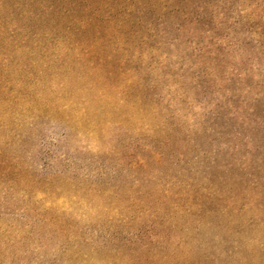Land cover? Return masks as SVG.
<instances>
[{"label": "rangeland", "instance_id": "obj_1", "mask_svg": "<svg viewBox=\"0 0 264 264\" xmlns=\"http://www.w3.org/2000/svg\"><path fill=\"white\" fill-rule=\"evenodd\" d=\"M141 2L0 4V264H264V0Z\"/></svg>", "mask_w": 264, "mask_h": 264}, {"label": "trees", "instance_id": "obj_2", "mask_svg": "<svg viewBox=\"0 0 264 264\" xmlns=\"http://www.w3.org/2000/svg\"><path fill=\"white\" fill-rule=\"evenodd\" d=\"M141 1V4L155 5V7L158 9V12L160 11V14L161 11L162 13H166L169 9H173V11L175 12V10L179 7L173 6V8H171L170 6H166L168 0H156L157 3H153L151 0ZM136 2L137 0H0L1 6L4 8H8L13 14H15L19 8H23L24 6L26 8H29L32 7L34 4H37L38 10H35L34 12H32V10H29V13H32V17L37 18L40 22H42V24L46 23L47 25H51L50 23L55 15L69 16L71 14L78 13L80 10H90L92 19H77L78 27L80 29L89 28L90 25L92 26L93 23L99 22L100 20V17L98 15L99 12L97 13L95 11H91V3L99 4L97 10L103 8L104 12L106 13V17L104 19L110 22L109 17L111 13V8L113 9L114 7V3H118L124 7L125 14H123V17H134L135 19H138V17L141 16L140 14L142 11L140 9L138 11V9L136 10V8H134ZM136 14L139 15L136 16ZM12 31L15 30L12 29ZM38 34L34 33L32 36L36 38L37 44L40 45L42 40L37 39V37H39ZM10 39L12 40L11 42L15 43L16 46L20 47L21 49H24L26 43L25 41L13 40L12 38Z\"/></svg>", "mask_w": 264, "mask_h": 264}]
</instances>
